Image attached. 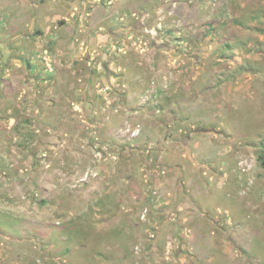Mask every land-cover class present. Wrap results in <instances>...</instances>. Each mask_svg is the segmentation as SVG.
<instances>
[{
  "label": "rangeland",
  "instance_id": "1",
  "mask_svg": "<svg viewBox=\"0 0 264 264\" xmlns=\"http://www.w3.org/2000/svg\"><path fill=\"white\" fill-rule=\"evenodd\" d=\"M0 264H264V0H0Z\"/></svg>",
  "mask_w": 264,
  "mask_h": 264
}]
</instances>
